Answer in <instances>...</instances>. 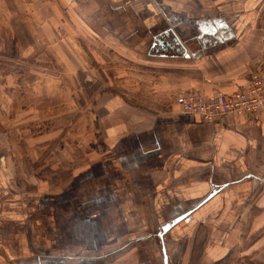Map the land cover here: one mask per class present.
I'll use <instances>...</instances> for the list:
<instances>
[{
    "label": "crops",
    "instance_id": "crops-1",
    "mask_svg": "<svg viewBox=\"0 0 264 264\" xmlns=\"http://www.w3.org/2000/svg\"><path fill=\"white\" fill-rule=\"evenodd\" d=\"M51 1L23 3L37 12L27 25L0 0L13 59L36 57L41 41L51 56L53 48L68 52L59 31L68 25L52 17L59 1L99 42L106 34L95 26L111 35L124 27L136 51L143 48L131 59L150 67L135 73L138 80L132 70L108 78L122 90L93 108L79 107L77 68L63 82L44 68L0 67V264H157L146 222L154 219L161 264L171 262L169 235L198 219L214 240L204 262L264 264V110L202 122L179 113L172 98L189 89L231 94L249 84L264 54V0ZM60 57L71 62L70 53ZM188 211L162 240L164 225Z\"/></svg>",
    "mask_w": 264,
    "mask_h": 264
},
{
    "label": "rangeland",
    "instance_id": "rangeland-1",
    "mask_svg": "<svg viewBox=\"0 0 264 264\" xmlns=\"http://www.w3.org/2000/svg\"><path fill=\"white\" fill-rule=\"evenodd\" d=\"M9 2H11V6L16 9L11 11L13 15L15 14V16L24 20L27 25H34L33 19L30 18L28 15L33 17V15L37 12L35 13L24 11L26 9L25 4L23 3L27 2V0H9ZM51 2L54 3V0H52ZM57 2L58 6H60V10L56 11L55 13L53 12L54 15L52 17L55 18L57 21L58 19H61L64 24L68 25V27L60 28L59 31L67 35V38H69V43L63 45L68 46L67 53H70L71 62L69 63L65 58L60 57L65 56L67 54H65L67 48H62V52L64 53V55L60 54V48H53L54 51H51L53 52L51 56V54L49 53L50 51L46 50L48 49L49 44L42 45V41L40 43V46L36 47H40L41 50L40 53L36 55V57L45 51L47 52V54H49L48 57L50 58L44 59L41 57V59L37 61L35 59V55L33 54L29 58H23L20 55V58L17 57L16 59H13L11 55L13 51V42L11 35H9V33L5 34L2 29H0V35L2 34L1 36H4L5 39H0V67L9 68L10 70L16 71L17 73L18 71L21 72L30 69L44 68L47 73L61 77L63 82H66V79L73 78L75 76V71L77 68V70L79 71L77 76H75L76 85H74V87L72 88L75 92H77V101L80 103L79 107L85 106V108H93L96 104V101H103L104 99L102 98H104L105 96H110L112 95V93L116 94L118 93V91L120 93V90H122V88H120V90H117L113 87H109L108 78H112L115 80L121 79L123 78V76H125L123 75L124 70H132L134 74L131 75V78L133 80H138L139 71H146V66L150 67L149 63H147L148 65H146V62H142V64L144 65H141L140 60L133 59L139 58V54H143V48H138V51H136L137 49H135L134 45L127 41V32L124 27H116V30L115 28H113L115 32H112L111 35V32L107 33V30L102 32V29L98 28L99 25L95 26L98 31L97 34H106V36L103 38L105 43L103 41L99 42L100 39L97 38L95 40L92 38L91 32L82 30V28H77L74 24V13L72 11L63 9V7L66 5H61L59 1ZM47 12L48 11H43L41 13L47 16ZM99 13L100 11L89 13V17H98ZM56 34H58L57 31ZM35 35L40 39L42 38L37 32L35 33ZM171 36L173 35L171 34ZM107 37L111 39L109 44L107 43ZM111 49L112 51L110 53L109 50ZM81 51L82 54L80 53ZM53 54H55L56 56H54ZM131 57L133 58L131 59ZM57 60H63L64 62L59 63ZM77 60L78 63L76 66L75 63ZM113 75L115 76L113 77ZM92 78L93 80H91ZM116 82H118V80ZM37 129L38 128L33 129V131H36ZM147 221L150 223L149 226L153 225V228L150 230L152 236L149 238L148 246L152 248L151 254L152 258L154 259V263L156 262L157 264H161V262H159L160 243L158 242L157 237V232L160 230V225H156L155 219L153 223H151V221L149 220H146V222ZM199 221L203 220L198 219L195 225L191 227L190 230H186L185 232L183 231L181 235L180 233H173L169 235L167 243L172 256L170 264H218V262L214 263L203 261L205 255V248L209 246V242H211L212 237L210 238V236H207L208 239L210 238L209 240L207 239V237L205 238L204 225L200 224L198 226L197 223ZM213 241L214 240H212V242ZM134 242H136L135 246L139 245L138 240H135ZM244 259L247 258L244 256ZM232 262L234 264H249L247 260L241 261V259L232 260Z\"/></svg>",
    "mask_w": 264,
    "mask_h": 264
},
{
    "label": "built area",
    "instance_id": "built-area-1",
    "mask_svg": "<svg viewBox=\"0 0 264 264\" xmlns=\"http://www.w3.org/2000/svg\"><path fill=\"white\" fill-rule=\"evenodd\" d=\"M179 113L202 122H225L229 117L255 118L264 110V54L250 72L249 84L237 91L203 93L189 89L172 96Z\"/></svg>",
    "mask_w": 264,
    "mask_h": 264
},
{
    "label": "water",
    "instance_id": "water-1",
    "mask_svg": "<svg viewBox=\"0 0 264 264\" xmlns=\"http://www.w3.org/2000/svg\"><path fill=\"white\" fill-rule=\"evenodd\" d=\"M191 214V211H188L178 217H176L175 219L171 220L169 223H167L166 225H164L162 231L160 232V237L161 239L163 240V236H164V233L167 232L168 230H170V228L172 226H176L177 224H180L182 222H184L188 217L189 215ZM163 243V246L165 247V243L164 241H162ZM167 261V260H166ZM167 263V262H166Z\"/></svg>",
    "mask_w": 264,
    "mask_h": 264
},
{
    "label": "flooded vegetation",
    "instance_id": "flooded-vegetation-1",
    "mask_svg": "<svg viewBox=\"0 0 264 264\" xmlns=\"http://www.w3.org/2000/svg\"><path fill=\"white\" fill-rule=\"evenodd\" d=\"M166 262H167V263H166ZM164 263H165V264H170V262H169V261H165Z\"/></svg>",
    "mask_w": 264,
    "mask_h": 264
}]
</instances>
